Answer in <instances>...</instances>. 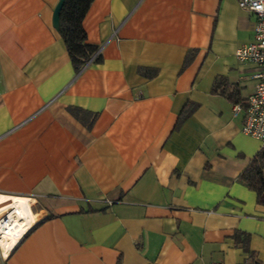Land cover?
Wrapping results in <instances>:
<instances>
[{"label":"crops","instance_id":"1","mask_svg":"<svg viewBox=\"0 0 264 264\" xmlns=\"http://www.w3.org/2000/svg\"><path fill=\"white\" fill-rule=\"evenodd\" d=\"M61 1L0 0V201L35 217L25 234L34 220L13 219L0 264H264V206L240 178L262 144L228 97L254 92L236 51L256 16L238 0H94L101 62L76 73Z\"/></svg>","mask_w":264,"mask_h":264},{"label":"trees","instance_id":"2","mask_svg":"<svg viewBox=\"0 0 264 264\" xmlns=\"http://www.w3.org/2000/svg\"><path fill=\"white\" fill-rule=\"evenodd\" d=\"M94 0H64L59 15L58 31L65 42L72 65L79 73L86 65L92 61L98 48L87 41V34L83 26L84 19L92 6ZM96 63L101 62V58L94 60ZM190 61V57L186 60V64ZM143 73V70L140 71ZM218 78L215 82L213 93H221L226 95V91H220ZM230 100L238 103L237 96L228 95ZM198 108L197 104L188 103L182 110L176 129L195 112ZM69 111L75 116L79 117L82 110L71 108ZM240 178L248 185L250 190L257 195V200L260 205L264 206V149H262L250 162ZM241 237V238H240ZM234 239L241 245L244 252L249 253L248 240L249 237L243 233H236ZM240 239L241 242L239 241Z\"/></svg>","mask_w":264,"mask_h":264},{"label":"built area","instance_id":"3","mask_svg":"<svg viewBox=\"0 0 264 264\" xmlns=\"http://www.w3.org/2000/svg\"><path fill=\"white\" fill-rule=\"evenodd\" d=\"M238 5L241 9L250 11L256 16V26L253 40L236 51V58L240 64L251 63L257 66L258 70L253 75V79L256 81L254 92L246 101L234 104L233 113L235 116L244 115L243 134L259 140L262 149H264V0H238ZM94 59L95 57L92 61ZM0 197L4 196L0 195ZM11 200L0 201V245L2 236L13 229L10 223L16 217H20L19 221H22L25 226L31 219L34 220L24 234L35 224V217L31 218L28 212L20 215V210L11 206L13 203ZM29 210L32 213V205ZM19 228L23 229L24 227Z\"/></svg>","mask_w":264,"mask_h":264},{"label":"water","instance_id":"4","mask_svg":"<svg viewBox=\"0 0 264 264\" xmlns=\"http://www.w3.org/2000/svg\"><path fill=\"white\" fill-rule=\"evenodd\" d=\"M63 2H64V0H62L60 2L59 6H58V8L56 9V12H55V24H56L57 28L59 27V15H60V10L62 8Z\"/></svg>","mask_w":264,"mask_h":264},{"label":"bare ground","instance_id":"5","mask_svg":"<svg viewBox=\"0 0 264 264\" xmlns=\"http://www.w3.org/2000/svg\"><path fill=\"white\" fill-rule=\"evenodd\" d=\"M16 218H17V217H16ZM10 224H11V223H10ZM4 235H6V234H4ZM3 237H4V236H2V238H1V243H2V239H3Z\"/></svg>","mask_w":264,"mask_h":264}]
</instances>
